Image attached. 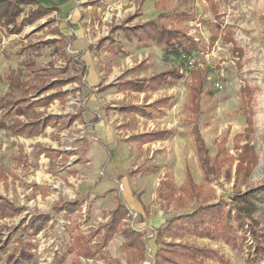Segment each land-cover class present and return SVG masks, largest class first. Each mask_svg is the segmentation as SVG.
<instances>
[{"label":"rangeland","instance_id":"374dc122","mask_svg":"<svg viewBox=\"0 0 264 264\" xmlns=\"http://www.w3.org/2000/svg\"><path fill=\"white\" fill-rule=\"evenodd\" d=\"M71 1L73 9L67 13V18L69 17L70 21L74 20V13H76V18L79 19L76 21L80 23L84 33L90 35V39L85 35L82 41L78 42L72 37L74 43L71 44L70 50L75 53L74 55L67 53V63L54 49V46H45L40 43L51 38L50 28L38 35H33V40H29L28 43H23L26 39L22 37L24 35L15 37L13 35L18 34H10L7 27H0V104L6 97L11 96L12 90L8 84L10 72L21 74L24 80L28 76H33L34 73L36 75L35 70L37 69L50 78L66 77L77 72L82 74L85 68L77 59L93 62L96 68L106 65L102 68L105 69L107 75L114 65L123 71L146 60V68L136 70L129 74V77L149 75L174 68L180 69L188 79L168 85L165 90L156 93L155 96H173L174 100L167 118L159 124L156 123L155 126L118 112L117 114L109 111L106 113L105 107L109 104L139 102L141 100L139 94L118 95L115 90H111L91 96L90 89L86 85L80 88L77 84L68 85L66 89L71 90L70 95L63 102H54L47 112L65 117L68 114L85 110L86 105L92 100L97 110L100 107L102 109L95 117L93 115L89 120L92 123L88 125L86 123L81 125L77 122L64 131L48 128L39 137L18 136L14 134L12 125L20 120H32L43 114L45 109L27 112L22 106L15 108L13 114L5 119L4 125L0 126V194L19 206H25L26 211L14 219L0 221V264H13L17 257L26 254L29 244H33V247L29 249L31 257L23 260L21 264H54L55 254L69 243L70 233L65 231L63 215L56 214L53 208L65 201L81 199L84 207L92 206L91 216H88V221H83L84 218H81V212L78 211L72 215V220L82 225L81 229L84 230L90 226H96L102 220L103 213L111 208V195L108 193L110 186L120 193L122 185L118 177L126 175L134 179L137 174L127 173L142 168L154 157L160 162V171L169 172L172 178L173 174L177 178L179 175L183 176L188 164L195 180L203 186L205 194L215 190L217 199L224 198L229 202L234 182L222 179L213 181L211 184L206 183L198 163L191 131L192 117L187 109L190 94L189 74L193 64L199 67L206 76L200 128L212 156L217 154V147L214 145L216 139H226L228 149L235 154L238 144L234 137L244 133L248 127L247 119L252 117L254 132L251 138L256 146L259 160L250 176V182L242 188L245 190L253 185L264 184V0H166L167 8L164 13L185 12L187 18L182 23V27L198 43V50L193 54L190 64L164 60V50L156 45L140 46L136 41L130 45L121 33L117 36L125 43L123 47L127 50V54H118L119 56L115 58L113 53L111 55L108 52V54L93 56L91 60L83 57V50L86 46L94 44L98 38L106 35L108 32L106 26L119 23L128 14H133L138 10L141 0ZM92 1L100 6V11L96 8H89ZM156 1L145 0L141 8L143 16L136 22L151 20L158 16L155 8ZM28 10H25L24 15L28 14ZM52 17L60 16L59 13H53L35 26L41 25L42 21H47ZM90 19H93L92 24L98 25L97 29H93L95 32L87 31ZM19 22L22 23L20 19ZM26 27L22 32L30 29ZM215 35L218 37L213 42L212 38ZM228 37L234 40L233 43L227 41ZM234 44L243 50L242 58L234 52ZM242 95L246 97V116L241 102ZM110 115L113 116L110 118ZM96 123L98 129L95 128ZM125 123L128 124L127 127L124 126ZM157 124L174 130L175 134L165 145H157V148L163 146L164 148L154 151L153 158L150 159L148 158L150 153L128 141V137L147 131V128L156 129ZM107 129L110 134H113V139L105 143V136L102 132L105 133ZM244 143L241 142L240 145ZM41 147L72 152L77 156H72L69 163L65 164L62 157H57L56 154L41 155ZM105 150L111 154V163L106 159ZM78 156L80 164L76 163ZM111 167L114 168L113 171H110ZM73 169L78 170L77 175L71 173L70 170ZM144 175L148 176V174ZM110 180L113 183H110ZM149 183L150 181L145 183L147 186L143 193L152 194L151 204L154 209L151 211L153 212L151 217L156 215L155 217L162 220L166 218L165 211L154 197L153 187H158V185L155 183L154 186H150ZM130 187L135 194L142 189V186L140 189L137 188V184L133 181L130 182ZM261 208L264 212V201L261 202ZM36 212L52 214L51 221L40 235L23 234L21 237L23 245H21V241L18 240L21 235V231H18L21 221ZM238 234L240 236L241 232ZM248 238V244L237 250H231L221 242L191 240L218 248L229 259L228 264H264V257L257 263L247 261L248 245H251L250 240L253 242L249 236ZM122 240L121 236L114 238L108 250L112 257L125 264L120 250ZM150 257L149 255V261H151ZM96 263L103 264V261L94 260L93 264ZM207 264L218 263L209 262Z\"/></svg>","mask_w":264,"mask_h":264},{"label":"trees","instance_id":"16d2710c","mask_svg":"<svg viewBox=\"0 0 264 264\" xmlns=\"http://www.w3.org/2000/svg\"><path fill=\"white\" fill-rule=\"evenodd\" d=\"M144 3L145 0H142L139 9L134 14L128 15L120 24L113 25L109 35L101 39L96 48L101 50L106 45H111L113 48L123 49L119 39L115 36L119 32L129 42L136 40L141 45L156 44L162 46L164 60L166 61H179L180 64H190L191 58L199 46L197 41L182 27L187 14L177 11L164 13L167 8L166 0H158L155 3L158 12L156 18L134 23L137 18L143 15L141 7ZM34 5L38 6L37 9L30 10L28 16L24 17L22 23H20L19 19L23 17L24 8ZM54 11H58L57 6L46 7L41 5L39 0H0V27H7L10 34H20L25 26L32 25ZM52 22L53 20L47 21L35 31L43 29ZM58 33L62 35L60 31ZM217 37L215 35L212 38L213 42L216 41ZM60 41L64 42V49L60 48L64 52L65 47L68 45L65 36H62V40L50 39L45 41L44 44H57ZM227 41L233 43L234 40L228 37ZM234 52L239 58L243 57L241 48L235 46ZM145 65L146 61L144 60L134 68L126 70L119 77L118 82L105 85L99 91L105 92L112 88H116L119 92L157 91L166 85H174L188 79L180 69L174 68L150 77L125 79L127 74L143 68ZM189 75L190 94L187 109L192 116L191 131L204 181L211 184L213 181L224 179L227 182H234V189L229 202L224 198L217 199L215 190L205 194L203 186L196 182L189 165L186 166V180L180 187H177L169 176L162 179L157 194L162 207L168 210L170 217L158 229V250L155 254V264H207L208 261L220 264L229 263L227 256L222 254L219 249L185 241L184 239L188 236L223 242L232 250L247 245L249 236L255 245H248L247 261L257 263L264 257V212L261 208V202L264 201V184L253 185L245 190L242 188L250 182V176L259 160L256 146L251 138L254 132L253 119L249 117L247 119L248 127L244 130V133L234 137L235 142L238 144L235 148V154L228 149L226 139H216L214 145L217 147V154L213 157L200 128V119L203 113L202 96L206 76L194 64ZM8 81L12 92L11 96L6 97L0 104L1 127L4 125L5 119L13 114L15 108L22 106L24 111H35L39 107L48 108L55 100L65 101L70 91L63 90L64 86L70 83L83 84L80 76H68L54 80L50 79L44 72H39V70L34 77H30L26 81L22 80L21 74L12 71L8 76ZM53 90L55 92H51ZM173 99L172 96H168L160 98L149 105L144 103L143 106L123 104L120 106V110L123 113H138L151 117L153 113L148 111V108L157 111L162 110V108H169L172 106ZM241 102L246 116V97L244 95H242ZM80 119H82L80 114H70L62 117L45 113L34 117L28 122H15L12 125V130L16 135L37 136L49 126L64 131ZM173 134V130H152L133 135L130 140L146 144L168 139ZM238 142L245 143L240 145ZM40 153L63 155L65 164L74 155L72 152L50 148H41ZM155 171L156 168L148 166L137 168L135 171L128 172V174L153 173ZM83 204L81 199L65 201L55 206L54 212L58 215L63 214L65 219L68 220L71 215L81 211ZM25 211V206H19L0 194L1 220L15 218ZM109 215L110 218L107 222L100 223L98 228H91L87 233L80 229L77 222L66 226L65 230L70 233L72 241L56 254L54 264H82L81 258L95 261L102 260L103 264H122L119 259L112 257L106 249L116 234H121L123 238L120 250L124 256L125 264H142L146 256L145 241L143 235L128 224L127 220L130 217V212L120 197L116 198V204ZM50 221L51 214L41 212L34 213L29 218H23L20 227L22 231L18 240L21 241L23 234L38 235L49 225ZM239 232H241L240 236ZM20 244L23 245V242L21 241ZM32 247L33 244H29V249ZM29 249L25 255L21 254L17 257L13 264H21L23 260L31 257ZM69 260H71L70 263Z\"/></svg>","mask_w":264,"mask_h":264},{"label":"crops","instance_id":"0c3cea01","mask_svg":"<svg viewBox=\"0 0 264 264\" xmlns=\"http://www.w3.org/2000/svg\"><path fill=\"white\" fill-rule=\"evenodd\" d=\"M142 1V0H141ZM158 1V0H157ZM40 4L43 5V6H46V7H50V6H57L58 7V11H54L52 12L50 15H52L53 13H59V16L60 17H52V18H49L47 21L49 20H53V22L49 25H47L46 27H44L43 29H40L39 31H35L37 30L39 27H41V25L43 26L47 21H42V24L39 25V26H35L39 21H41L42 19L44 18H47L49 17L50 15L36 21L35 23H33L32 25H28L26 28H30L27 32H24L25 34H23V32L21 34H18V35H13L15 37H20L21 35H24L22 37H26V39L23 41V43H28L29 40H33L32 36L33 35H38L40 32H42L43 30L45 29H48L50 28V35H51V38H48L40 43H42L43 45L45 46H54V49L59 52L61 54V56L63 57L62 59L64 60L65 63L66 62V59L68 58L67 56V53H71L74 55V51H71L70 47H71V44L74 43V38H76V40L79 41H82V39L85 37V33H84V30L83 28L80 27V23L77 22L76 20H79L76 18V13H74V20H71L69 19V17L67 18V13L69 11H71L73 9V2L71 0H39ZM94 1H92V4H90V9L91 8H96L98 11H100V6L98 4H95L93 3ZM88 3V2H87ZM93 4H95L93 6ZM139 6H140V3H139ZM143 6V5H142ZM37 5H34V6H28V7H25L24 9H29L27 13H29L30 10H35L37 9ZM142 8V7H141ZM156 8V7H155ZM139 9V8H138ZM136 12V11H135ZM134 12V13H135ZM26 13V11H24V14ZM133 13V14H134ZM23 14V17L20 19L21 21L23 20L24 17H27V15H24ZM130 15V14H128ZM127 15V16H128ZM126 16V17H127ZM143 16V15H142ZM141 16V17H142ZM73 17V16H72ZM125 17V18H126ZM139 17V18H141ZM124 18V19H125ZM137 18V19H139ZM123 19V20H124ZM136 19V20H137ZM92 20L93 19H90L89 21V27L87 28V31L90 32L92 30V32H95V30L93 29H97L98 28V25L97 24H92ZM122 20V21H123ZM136 20L134 21V23H136ZM70 21V22H69ZM121 21V22H122ZM148 21V20H147ZM121 22L119 23H112L109 27H105L108 29V32H106V35L101 37V38H98V41L95 42L94 44L92 45H89V46H86V48L83 50V54L82 56L83 57H86L87 59L89 58L91 60V57L93 56H96V55H100V54H108V52H110L111 55L114 54L115 58L116 56L118 57L119 55L121 54H127V50L123 47V45L125 46V43L122 42V39L117 36V34H119V32L115 35L118 39H119V43L120 45L122 46L123 49H118V47H114L111 46V45H106L104 48H102L101 50H98L96 48V46L98 45V42L107 37L110 33V29L113 25L115 24H120ZM139 22V21H138ZM142 22H145V21H142ZM34 31V33H33ZM58 31H60V33L62 35H60L58 33ZM122 34V33H121ZM103 35V34H102ZM123 35V34H122ZM190 35V34H189ZM62 36H65L66 38V42H67V47H65V51L63 52V46H64V42L60 41L58 42L57 44H50V45H47V44H44L45 41L47 40H50V39H57V40H62ZM88 39H90V35H86ZM124 36V35H123ZM191 36V35H190ZM100 37V36H99ZM97 39V38H96ZM195 39V38H194ZM124 40L132 45L134 42H129L125 37H124ZM196 40V39H195ZM138 43V41H136ZM138 45L140 46H144V45H141L138 43ZM151 45H156V44H151ZM145 46H149V45H145ZM157 47L163 49L162 46H158L156 45ZM60 48H63L62 50ZM163 51V50H162ZM113 53V54H112ZM116 54V55H115ZM119 54V55H118ZM164 57V56H163ZM96 58V57H95ZM77 61L82 64V66L85 68L84 72L81 74L80 72H77V73H74L73 75H70V76H80L82 77V82L83 84H79V83H70V84H77L78 87L80 88L81 86H87L89 87V94H91V96H96L97 94L99 93H106L108 91H111V90H115V92L119 95V94H134V95H137L139 94L141 96V100L137 103H131V104H126V103H123L125 105H136V106H143L144 103H146L147 105L149 104H152L153 102L159 100L160 98H164V97H168V96H155L156 93L160 92V91H163L165 90V87H167L168 85L164 86V87H161L159 90L157 91H153V90H146L144 92H133V91H126V92H119L117 91L116 88H112V89H109L105 92H101L99 91V89L105 85H109V84H112V83H116L118 82V79L120 76L123 75V73L126 71V70H129V69H132L134 67H129L128 69H120L119 67H116L115 65L112 67V71L107 75L106 74V71L104 68H102L103 66L106 67V65H100L99 68H96L95 64L93 62H89V61H86V60H82V59H77ZM144 61V60H143ZM146 61V60H145ZM142 62V61H141ZM140 62V63H141ZM139 64V63H138ZM136 64V66L138 65ZM147 66V61H146V65L143 67V68H146ZM143 68H140V69H137V70H141ZM169 70V69H168ZM37 70H35V72H37ZM118 71V72H117ZM136 71V70H135ZM133 71V72H135ZM131 72V73H133ZM129 73V74H131ZM160 73V72H159ZM117 74V75H116ZM129 74L126 75L125 79H132V78H135V79H140V78H144V77H150V76H153L154 74H158V73H152V74H149V75H139V76H133V77H129ZM116 75V76H114ZM35 76V73L33 76H28L26 80H28L30 77H34ZM48 76V75H47ZM111 76H114L113 78ZM68 77V76H66ZM84 77V78H83ZM50 78V77H49ZM57 78H64V77H55V78H50V79H57ZM108 78H112L111 80H108ZM83 79H85V81H83ZM22 80H24L22 78ZM113 80V81H112ZM8 84H9V81H8ZM68 84V85H70ZM64 86L63 87V90H69V89H66V87L68 86ZM10 86V84H9ZM98 86V87H97ZM70 93H71V90H69ZM51 92H55V90L51 91ZM69 93V95H70ZM68 95V96H69ZM67 96V97H68ZM66 97V98H67ZM173 97V96H172ZM65 98V99H66ZM174 98V97H173ZM94 99L96 100V97H94ZM174 100V99H173ZM189 100V99H188ZM56 101H60V100H55L54 102ZM53 102V103H54ZM60 102H63V101H60ZM52 103V104H53ZM173 103V102H172ZM51 104V105H52ZM121 104V105H123ZM188 104V102H187ZM50 105V106H51ZM121 105H116V104H109V106H106L105 107V110H106V113L109 111V112H113V113H120L122 115H125V116H130L132 118H136L137 120H140V121H145V122H149L150 125H156V123L159 124L160 121L164 120L165 118H167V115L169 114V110L171 109V107L169 108H162V110H155V109H152V108H148L147 110L152 112L153 115L151 117H146V116H143V115H140L138 113H123L121 110H120V106ZM49 106V107H50ZM48 107V108H49ZM86 109L85 110H82L81 112H77V113H74V114H80L81 118L80 120H77L75 121V123L79 122L81 125L82 124H85L88 125L89 123H92V122H89L90 119H92L93 115L95 117V115L97 114V112L99 113V111L102 109L101 107L97 110L96 109V106H94V104L92 103V100L89 101V103L86 105ZM48 108H45V107H39V108H36L35 111H27V112H36L37 109H45V112H43V114L45 113H49L47 112V109ZM49 114H54V113H49ZM42 115V114H40ZM58 115V114H56ZM70 115V114H68ZM67 115V116H68ZM61 116V115H60ZM107 116V114H106ZM113 115H110L109 117L111 118ZM63 117V116H62ZM192 117V116H191ZM108 118V117H106ZM192 119V118H191ZM22 121V120H20ZM30 120H27V121H23V122H28ZM92 121V120H91ZM94 121V120H93ZM130 121V120H128ZM74 123V124H75ZM73 124V125H74ZM157 124V125H158ZM72 125V126H73ZM127 123L124 124V126L127 127ZM149 125V126H150ZM71 126V127H72ZM98 126V124L96 123L95 125V128ZM48 128H54V127H47L40 135H37V136H23V137H27V138H31V137H39L41 136ZM70 128V127H69ZM57 129V128H56ZM98 129V128H96ZM164 129H167V130H172V129H168V128H163L162 125H158V128L156 129H148L147 128V131H142L140 133H135V134H132L128 137V141H130L131 143H135L138 145V148H142L143 150L145 151H148L150 153V155L148 156V158L152 159L153 158V154H154V151H158L159 150H162L164 148L161 147V148H157V145H165V143L168 142V140L171 138H168V139H161V140H157V141H154V142H150V143H146V144H142V143H139V142H134V141H131L130 140V137L133 136V135H138V134H142V133H145V132H150L152 130H164ZM58 130V129H57ZM59 131V130H58ZM174 131V130H173ZM110 131L107 129V131L102 132V135L105 136L104 138V142L107 143V141H111L110 139L112 138V135L113 134H110L109 133ZM175 134V133H174ZM173 134V136H174ZM18 136H22V135H18ZM172 136V137H173ZM113 139V138H112ZM101 143H103L102 141H100ZM41 148H46V147H41ZM40 148V149H41ZM196 148V147H195ZM50 149H54V148H50ZM153 149V150H152ZM54 150H58V149H54ZM64 151V150H63ZM49 154H56V153H47V154H41V155H49ZM98 154V151L96 152V155ZM196 155H197V152H196ZM57 156V154H56ZM72 156H77L75 153L74 155ZM71 156V157H72ZM105 156H106V159L107 161H109L111 163V154L108 150H105ZM58 157V156H57ZM60 157H62V160H63V155H60ZM70 157V158H71ZM96 158V156H95ZM198 158V157H197ZM70 161V160H69ZM97 162V161H96ZM69 163V162H68ZM67 163V164H68ZM77 164H80V158L78 156V160L76 162ZM92 163V162H91ZM94 163V161H93ZM199 163V161H198ZM160 162L159 161H156L155 157L147 162L144 166L142 167H148V166H153L154 168H156V171L153 172V173H144V172H138L134 175H136V177L134 179L130 178V177H126V175H120L118 178L120 179V184L122 185V190H120V193L117 192L113 187L110 186V190L108 191L109 195H111V208L109 210H107L106 212L103 213V217H102V220L97 223L96 226H90L89 228H87L86 230H84L83 228L81 229V226H80V229L82 231H84L85 233L89 232L91 228H98L99 227V224L100 223H105L108 221V219L110 218V215H109V212L113 209V207L115 206L116 204V198L117 197H120L122 199V201L124 202L125 206L127 207V209L129 210L130 212V217L129 219L127 220L128 224L131 226V222L134 224V230H136L137 232H140L142 235H143V239L145 241V245H146V256H145V260L142 264H155V254L158 250V244H157V238H158V229L163 226V224L166 222V220L170 217V215H168V210L164 209L161 205V201L160 199L158 198V194H157V189L160 185V182L162 179H165L166 176H169L171 179H173L175 185L177 187H180L181 185L184 184L185 180H186V167H185V172H184V175L182 176H178V178L173 174V178L171 177V175L169 174V172L167 171H160L161 168L159 166ZM188 165V164H187ZM186 165V166H187ZM200 166V165H199ZM113 167L110 168V171H113ZM192 170V169H191ZM71 173L73 175H77L78 174V170L77 169H73V170H70ZM74 171H76L74 173ZM193 173V171H192ZM128 174V173H127ZM143 174H148V176H143ZM130 176V175H129ZM194 176V175H193ZM122 177V178H120ZM147 180V181H145ZM111 181V180H110ZM133 181L137 184V188H141L142 186V189L138 190L137 191V194H135L131 187H130V182ZM148 181H150V186H154V184L156 183V185H158V187H153L154 188V193H155V198L157 199L158 202H160V205L162 207V210L165 211V215H166V218L160 220L158 217H151V215H153V212H151L154 208H152V204H151V199H152V194L150 195H147L146 193H143V190L144 188H146V184ZM197 182V181H196ZM110 183H113L112 181ZM198 183V182H197ZM199 184V183H198ZM149 186V187H150ZM125 194V196H124ZM4 197V196H3ZM6 198V197H5ZM8 199V198H7ZM10 200V199H8ZM11 201V200H10ZM13 202V201H12ZM110 203V202H109ZM59 204H57L56 206H58ZM84 205V204H83ZM156 207V206H155ZM54 209V208H53ZM88 210V212H87ZM90 211L92 212V206H82V209H81V218H84L83 221H88V218L91 216L90 215ZM37 213V212H36ZM75 214V213H74ZM136 214V218L134 219L133 218V215ZM63 215V214H62ZM32 216V215H31ZM52 216V214H51ZM89 216V217H88ZM64 217V216H63ZM72 215L70 216V218L68 220L65 219V222H64V227L66 228V226L68 225H71L72 223L76 222V221H73L72 220ZM16 218V217H15ZM65 218V217H64ZM7 219H14V218H7ZM3 220H6V219H3ZM1 221V219H0ZM78 224V222H77ZM21 225V224H20ZM46 229V228H45ZM44 229V230H45ZM43 230V231H44ZM18 231H22V229H19ZM43 231H41L38 235H40ZM66 231V230H65ZM151 235H153L152 237H150ZM34 236H37V235H34ZM121 236V234H116L114 238L116 237H119ZM71 237V236H70ZM122 237V236H121ZM114 238L112 239V241L114 240ZM123 239V238H122ZM191 239H196L198 241L200 240H207V241H212V240H209V239H199V238H196V237H193V236H188L186 237L184 240L185 241H189V242H192V243H197V242H194L192 241ZM72 241V239L70 238V241L68 244H70ZM111 241V242H112ZM180 241V240H178ZM111 242L109 243V245L111 244ZM217 242V241H215ZM122 243H123V240H122ZM121 243V244H122ZM223 243V242H221ZM199 244V243H197ZM224 244V243H223ZM67 245V244H66ZM108 245V246H109ZM200 245H207V244H200ZM225 245V244H224ZM251 245H255L254 243L251 244ZM121 246V245H120ZM210 246V245H209ZM227 246V245H226ZM213 247V246H211ZM229 247V246H228ZM64 248V247H63ZM215 248V247H214ZM230 248V247H229ZM108 250V247L106 248ZM218 249V248H217ZM231 249V248H230ZM149 250H151V252L149 253ZM232 250V249H231ZM61 251V250H60ZM59 251V252H60ZM109 251V250H108ZM148 254V255H147ZM223 254V253H222ZM149 255L151 256V261H149ZM225 255V254H224ZM226 256V255H225ZM55 258H56V254H55ZM82 259V258H81ZM209 262H214V261H208ZM217 263V262H216ZM220 264V263H218Z\"/></svg>","mask_w":264,"mask_h":264},{"label":"built area","instance_id":"2783aa9c","mask_svg":"<svg viewBox=\"0 0 264 264\" xmlns=\"http://www.w3.org/2000/svg\"><path fill=\"white\" fill-rule=\"evenodd\" d=\"M121 190H122V186H121ZM137 216H136V214H134L133 215V218L135 219ZM133 222V221H132ZM131 222V227L132 228H134V224ZM153 235H151L150 237H152ZM253 242L250 240V244H252ZM151 252V250H149V253ZM82 262H83V264H87V263H89V264H93L94 263V260H91V259H89V260H86V259H82ZM100 264V263H99Z\"/></svg>","mask_w":264,"mask_h":264}]
</instances>
